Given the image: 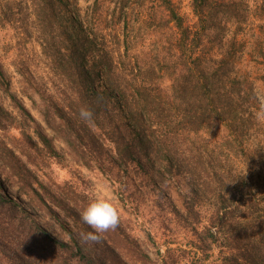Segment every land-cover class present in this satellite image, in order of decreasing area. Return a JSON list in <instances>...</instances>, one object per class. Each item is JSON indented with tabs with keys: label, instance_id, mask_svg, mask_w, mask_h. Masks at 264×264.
<instances>
[{
	"label": "rangeland",
	"instance_id": "1",
	"mask_svg": "<svg viewBox=\"0 0 264 264\" xmlns=\"http://www.w3.org/2000/svg\"><path fill=\"white\" fill-rule=\"evenodd\" d=\"M6 1L0 0V14ZM173 2L185 25L195 32L198 18L192 0ZM77 3L86 22H93L94 0ZM24 7L25 4L16 5V10ZM12 21L10 18L7 24L0 19V71L6 79L3 86L0 84V104L15 122L7 131H0V143L13 145L26 156L24 162L33 164L30 168L36 177L34 185L41 195L26 191L41 209L24 194L22 178L0 146V194L14 201L16 210L29 213L0 216L1 227H14L9 234L14 247L21 249L15 261L3 260L2 264H227L232 254L237 256L238 222L246 211L241 195L247 200L264 194L263 180L258 181L263 189L255 185L250 190L254 197L247 189L237 187V181L242 180L239 177L251 170L264 177V21L257 16L251 18L243 30L235 32L233 28L226 41L229 48L236 40L238 73L253 87L242 127L231 132L229 126L220 124L194 133L177 124L174 131L178 134L162 135L159 140L149 132L153 143L150 155L127 164L116 159L112 144L104 141L99 131L93 141H85L87 157H92L88 163L74 156L67 142L47 125L41 109L46 99L60 95L59 81L49 58L43 54L39 34L33 29L24 33L22 27L30 25ZM100 26L104 31L115 27L104 18ZM123 26L119 24V33ZM148 26L140 27L136 22L135 27L130 25L125 30L131 46L128 54L134 57L145 51L149 57L159 51L161 59L176 57L177 49L172 50L174 31L161 20L155 28ZM162 84L167 89L170 81L165 79ZM51 112L58 113L55 109ZM42 137L49 140L57 154L43 143ZM99 150L102 152L97 154ZM221 185L231 190H220ZM101 198L114 203L119 223L99 234V240L85 242L82 233L93 230L83 223L81 213L91 201ZM44 199L60 218L49 215ZM227 206L239 207L234 219L229 216L230 210L223 208ZM217 209L222 236L214 238L207 229H217L212 226ZM36 227L42 230L37 231Z\"/></svg>",
	"mask_w": 264,
	"mask_h": 264
},
{
	"label": "trees",
	"instance_id": "2",
	"mask_svg": "<svg viewBox=\"0 0 264 264\" xmlns=\"http://www.w3.org/2000/svg\"><path fill=\"white\" fill-rule=\"evenodd\" d=\"M22 4L26 7L16 10V5L21 7ZM192 4L198 18L195 32L185 25L173 0H94L97 21L89 24L81 15L77 0H22L20 3L7 0L0 19L7 24L10 18L19 25L26 23L25 27L30 26L22 27L24 33L33 29L39 34L43 54L49 58L60 84L57 91L60 95L46 99L41 112L47 125L67 142L74 156L89 163L92 157H87L85 141L87 138L93 141L99 131L104 141L112 144L116 159L127 164L151 152L153 143L149 132L157 140L162 135L178 134L179 131H174L177 124H181L182 130L194 133L226 124L232 132L233 128H241L247 117L246 104L250 103L253 87L238 73L236 40H232L229 48L226 41L233 28L235 32L243 30L251 18L257 16L264 21V0H192ZM103 18L115 25L114 29L104 31L100 26ZM158 20L174 31L172 50L177 49L176 57L161 59L159 51L149 57L145 51L130 56L131 46L125 30L130 25L135 27L136 22L140 27L155 28ZM119 24H124L120 33ZM165 79L170 81L167 89L162 87ZM5 83L0 71V84ZM81 108L92 111L91 121L80 117ZM22 111L32 118L24 107ZM14 122L12 114L0 104V131H7ZM23 136L29 138L27 134ZM42 138L57 154L49 140ZM0 146L22 178L24 194L28 195L26 190L30 189L40 196L34 185L35 173L30 168L33 164L24 162L26 156L13 145L0 143ZM240 178L237 187L247 189L252 197V187L263 189L258 181H264V177L254 170ZM224 187L228 186L221 185L220 190ZM28 196L40 210V205ZM241 196L242 202H246L243 204L246 211L238 222V255L227 257L226 263L264 264V194L255 199L246 197L247 200L245 195ZM225 198L222 195V199ZM43 202L49 215L60 218L45 199ZM61 206L58 207L62 209ZM16 207L14 201L0 194L1 217L29 215ZM223 208L230 210L229 216L234 219L239 207ZM219 209L212 221L217 229L215 232L207 229L214 238L222 236L218 227L221 224ZM63 211L68 210L63 208ZM36 230L42 229L36 227ZM13 231L14 227L11 230L10 226H0V264L3 260L13 262L21 255V249L18 245L14 247L9 234Z\"/></svg>",
	"mask_w": 264,
	"mask_h": 264
},
{
	"label": "clouds",
	"instance_id": "3",
	"mask_svg": "<svg viewBox=\"0 0 264 264\" xmlns=\"http://www.w3.org/2000/svg\"><path fill=\"white\" fill-rule=\"evenodd\" d=\"M80 117L85 121H91L93 113L88 108L80 109ZM84 224L90 226L93 231L82 233V239L87 241H97L100 235L114 229L119 223V212L113 202L108 199H95L81 213Z\"/></svg>",
	"mask_w": 264,
	"mask_h": 264
}]
</instances>
